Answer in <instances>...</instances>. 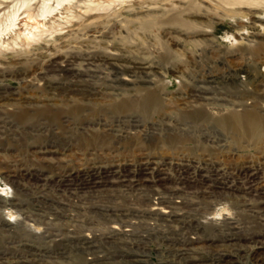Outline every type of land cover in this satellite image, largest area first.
Masks as SVG:
<instances>
[{"label":"rangeland","instance_id":"374dc122","mask_svg":"<svg viewBox=\"0 0 264 264\" xmlns=\"http://www.w3.org/2000/svg\"><path fill=\"white\" fill-rule=\"evenodd\" d=\"M168 237L264 264V0H0V264H172Z\"/></svg>","mask_w":264,"mask_h":264},{"label":"bare ground","instance_id":"6f19581e","mask_svg":"<svg viewBox=\"0 0 264 264\" xmlns=\"http://www.w3.org/2000/svg\"><path fill=\"white\" fill-rule=\"evenodd\" d=\"M61 1H63V0H58V4H61ZM47 7V10H45L44 11V15H45V13H51V12H53L55 9H57V7H54V6H46ZM16 20V14H13V21H12V23L10 24V26H8V28H7V30L11 27V26H13V25H15V21ZM33 35H31V36H27V37H32ZM148 99H147V103L149 104V103H152V104H155L156 103V100H157V98H156V95L155 96H153V97H147ZM146 103V104H147ZM151 104V105H152ZM153 106V105H152ZM154 107V106H153ZM248 122H249V124H250V127H251V130H252V132H253V134H256V135H259L258 134V125H259V120H256V117L255 116H253L252 114H250L249 115V117H248ZM171 203V202H170ZM169 203V205H168V207H171V204ZM170 212V211H169ZM166 236H167V234H166ZM165 239H166V237H165ZM83 240H85L86 242V244H88V248H90V249H92V251H95V249H96V246H94V245H92V242L90 241V240H88V238H86V237H83ZM170 237H168V239H167V241H168V248L171 250V256L173 257V260L175 261L174 263H172V264H201V262H199V261H197V260H200V259H195V258H193L190 254H189V252H188V250H189V248H187V247H184V248H182L180 251H179V256L177 257V259H176V254H172L174 251H173V249H172V246H171V244H170ZM167 245V244H166ZM137 246H139V245H137ZM138 248H140V247H138ZM168 248H167V253L168 254H170V252H169V250H168ZM130 250H125L124 252L125 253H127V252H129ZM110 254H106V253H104L103 255H101L100 256V258H102V259H106L108 256H109ZM230 257H232V254L231 253H219L217 256H212L210 259L212 260V262L215 264H222L223 262H228V261H230ZM95 258H97V256H95ZM176 259V260H175ZM140 259H135V264H139L140 263Z\"/></svg>","mask_w":264,"mask_h":264},{"label":"clouds","instance_id":"9594fccd","mask_svg":"<svg viewBox=\"0 0 264 264\" xmlns=\"http://www.w3.org/2000/svg\"><path fill=\"white\" fill-rule=\"evenodd\" d=\"M5 191L7 192V189H5ZM8 194L10 195L11 193L10 192H8ZM6 215H7V217L9 218V219H15L16 217L15 216H13V214L9 211V212H7L6 213Z\"/></svg>","mask_w":264,"mask_h":264}]
</instances>
